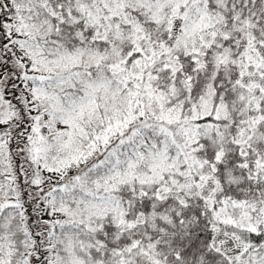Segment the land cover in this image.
Returning a JSON list of instances; mask_svg holds the SVG:
<instances>
[{
    "label": "snow or ice",
    "instance_id": "6c2138e0",
    "mask_svg": "<svg viewBox=\"0 0 264 264\" xmlns=\"http://www.w3.org/2000/svg\"><path fill=\"white\" fill-rule=\"evenodd\" d=\"M0 264H264V0H0Z\"/></svg>",
    "mask_w": 264,
    "mask_h": 264
}]
</instances>
